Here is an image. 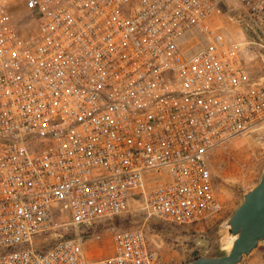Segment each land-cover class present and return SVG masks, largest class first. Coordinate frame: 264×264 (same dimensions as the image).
Instances as JSON below:
<instances>
[{
    "label": "built area",
    "instance_id": "1",
    "mask_svg": "<svg viewBox=\"0 0 264 264\" xmlns=\"http://www.w3.org/2000/svg\"><path fill=\"white\" fill-rule=\"evenodd\" d=\"M259 130L264 0H0V264H157L142 227L105 258L82 229L216 216L211 156Z\"/></svg>",
    "mask_w": 264,
    "mask_h": 264
},
{
    "label": "rangeland",
    "instance_id": "2",
    "mask_svg": "<svg viewBox=\"0 0 264 264\" xmlns=\"http://www.w3.org/2000/svg\"><path fill=\"white\" fill-rule=\"evenodd\" d=\"M253 62H255L253 60ZM215 179L224 200L216 216L191 225H175L150 217L138 206L93 228L82 229L92 257L105 258L114 251V236L121 228L142 227L159 252L157 264H188L199 256L221 255L224 244L222 223L243 200V192L255 185L264 170V131L237 136L219 146L211 156ZM100 235V237H97ZM42 242L51 246L54 234H44ZM2 249L0 248V254ZM264 260V245L243 264Z\"/></svg>",
    "mask_w": 264,
    "mask_h": 264
},
{
    "label": "water",
    "instance_id": "3",
    "mask_svg": "<svg viewBox=\"0 0 264 264\" xmlns=\"http://www.w3.org/2000/svg\"><path fill=\"white\" fill-rule=\"evenodd\" d=\"M242 195V202L221 225L224 244L230 242L231 248L221 255L199 256L188 264H243L264 245V170Z\"/></svg>",
    "mask_w": 264,
    "mask_h": 264
},
{
    "label": "bare ground",
    "instance_id": "4",
    "mask_svg": "<svg viewBox=\"0 0 264 264\" xmlns=\"http://www.w3.org/2000/svg\"><path fill=\"white\" fill-rule=\"evenodd\" d=\"M230 248H231V243L228 242V243L225 245V249H226V250H229Z\"/></svg>",
    "mask_w": 264,
    "mask_h": 264
}]
</instances>
